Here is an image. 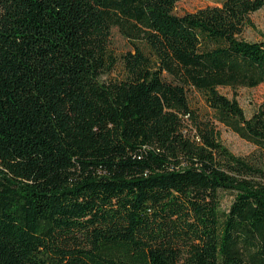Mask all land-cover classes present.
I'll return each instance as SVG.
<instances>
[{"label": "trees", "instance_id": "1", "mask_svg": "<svg viewBox=\"0 0 264 264\" xmlns=\"http://www.w3.org/2000/svg\"><path fill=\"white\" fill-rule=\"evenodd\" d=\"M179 1L0 0V264H264V0Z\"/></svg>", "mask_w": 264, "mask_h": 264}, {"label": "rangeland", "instance_id": "2", "mask_svg": "<svg viewBox=\"0 0 264 264\" xmlns=\"http://www.w3.org/2000/svg\"><path fill=\"white\" fill-rule=\"evenodd\" d=\"M221 1L222 0H180L176 5L175 12L177 14H182L207 5H219ZM249 19L251 25H247L243 29L240 37L249 41L259 40L264 37V8H260L257 11L250 13ZM109 45L116 53L133 49L132 44L120 34L116 27L111 31ZM116 76H118L117 70L103 76V78H114ZM161 80L165 83L173 82V79L165 73L161 75ZM218 90L221 94L229 98L235 97L246 117H249L260 106V104L264 102V85H259L254 88L240 86L235 89L230 87H219ZM188 99L191 108L195 109L200 114L203 115L206 112H210V109L207 108L202 95L198 91L190 89L188 91ZM216 127L219 132V141L233 154L238 156H248L255 150L254 145L240 138L223 124L217 123ZM219 195L221 199V208L227 209L233 195L227 191H220Z\"/></svg>", "mask_w": 264, "mask_h": 264}]
</instances>
